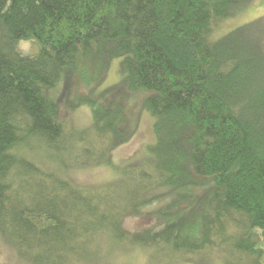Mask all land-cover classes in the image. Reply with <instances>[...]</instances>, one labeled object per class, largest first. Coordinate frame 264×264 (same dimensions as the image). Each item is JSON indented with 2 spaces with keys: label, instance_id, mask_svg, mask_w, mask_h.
I'll use <instances>...</instances> for the list:
<instances>
[{
  "label": "trees",
  "instance_id": "obj_1",
  "mask_svg": "<svg viewBox=\"0 0 264 264\" xmlns=\"http://www.w3.org/2000/svg\"><path fill=\"white\" fill-rule=\"evenodd\" d=\"M250 3L0 0V234L22 258L264 264V16L225 31ZM141 111L149 157L117 166ZM99 165L117 177L69 174ZM136 215L155 223L131 231Z\"/></svg>",
  "mask_w": 264,
  "mask_h": 264
},
{
  "label": "rangeland",
  "instance_id": "obj_2",
  "mask_svg": "<svg viewBox=\"0 0 264 264\" xmlns=\"http://www.w3.org/2000/svg\"><path fill=\"white\" fill-rule=\"evenodd\" d=\"M264 16V0H251V3L244 9L242 13L235 16L226 23L225 31L227 29H235L249 21H254L259 17ZM264 21V19H263ZM231 29V30H232ZM229 31V30H228ZM31 42H22L21 49L28 53L34 51V46ZM37 48H35L36 51ZM34 51V52H35ZM34 52H29L33 54ZM119 61L113 62L108 70L105 81L100 85L102 89L115 84L121 79L118 74L119 68L117 64ZM64 110V103H62ZM137 110V109H135ZM137 112V111H136ZM65 112L63 111V114ZM137 116V113H135ZM139 117L136 121V131L132 139L119 146L113 151L114 164L117 166H124L134 162L141 161L145 157H149L148 146L153 145L155 142V134L153 131V117L148 112H138ZM91 111L88 107H81L77 111L70 115V119L79 126H85L91 122ZM70 176L78 183L87 185H99L108 181L112 178H116V171L111 168L99 165L90 166L81 169H73L70 171ZM155 223L154 217H145V215L129 216L126 221V227L131 231H141L146 229ZM107 246L103 245L101 254H105ZM106 251V256L98 258L93 264H107L108 260L111 264H143L145 257L142 252L138 250H131L128 253L120 251L119 248L116 250H110V254ZM108 256V257H107ZM108 258V260H107ZM102 259V260H101ZM0 264H31L26 259L22 258L18 253L17 249L7 242L0 234ZM183 264H221L217 261H209L207 263H196V262H185Z\"/></svg>",
  "mask_w": 264,
  "mask_h": 264
}]
</instances>
